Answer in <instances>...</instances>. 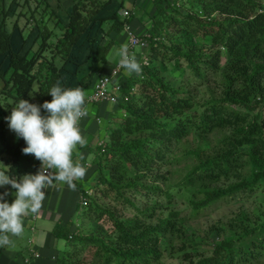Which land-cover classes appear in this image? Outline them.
Instances as JSON below:
<instances>
[{
	"label": "trees",
	"instance_id": "obj_1",
	"mask_svg": "<svg viewBox=\"0 0 264 264\" xmlns=\"http://www.w3.org/2000/svg\"><path fill=\"white\" fill-rule=\"evenodd\" d=\"M69 1L71 11L62 21L51 0H9L8 6L19 10L11 29L22 17L28 31L36 33L21 53L14 49L9 32L10 7L5 9V0H0V164L14 179L34 174L40 161L31 154L30 159L24 157L22 138L6 139L4 118L11 107L19 99L37 105L49 101L47 91L57 81L67 88L70 83L60 77L66 63L75 62L78 75L83 64H94L114 46V41L102 46L89 42L95 48L82 62L83 56L72 51L80 38L92 29L94 36L108 19L117 32L126 23L116 13L101 14L117 0ZM152 3L157 17L149 18V37L142 35L148 65L140 63L139 53L135 60L141 73L121 74L118 79L112 113L119 114L109 116L103 150L100 139L89 150L96 162L90 176L95 174L96 181L87 189L76 183L80 196L76 209L84 208L85 223L55 225L52 235L69 244L55 264H264V199L258 200L261 206L254 207L255 202L252 210H241L227 223L218 221L196 233L185 221L186 216L196 219L206 209L254 189L264 194V0ZM141 14L136 19L133 11L126 21L146 20V10ZM191 40L199 46H189ZM122 44L124 38L116 43ZM172 60L182 76L174 85L159 70ZM107 73L100 65L93 66L78 85L87 89L93 77ZM202 86L207 99L198 95ZM180 161L186 162L183 175L171 185L162 167ZM101 185L107 189L92 193ZM5 189L11 203L15 190L5 185L0 192ZM174 190L189 193V198L178 203ZM111 192L112 201L104 204ZM142 200L145 203L139 206ZM112 203L129 207L133 216L120 217ZM2 250L0 246V257ZM25 260L29 262L23 258L21 263Z\"/></svg>",
	"mask_w": 264,
	"mask_h": 264
},
{
	"label": "clouds",
	"instance_id": "obj_2",
	"mask_svg": "<svg viewBox=\"0 0 264 264\" xmlns=\"http://www.w3.org/2000/svg\"><path fill=\"white\" fill-rule=\"evenodd\" d=\"M126 11L127 17H121V21L126 23L120 31L125 41L124 28L126 25L129 27L131 25L126 18L132 15V12ZM135 18L138 19L136 16ZM124 45H121L118 50L119 57L106 75L115 67L118 60L119 66L123 69L118 79L121 74L141 73V64L139 65L135 60L138 50L135 51L134 56H130L127 46ZM96 80L98 79L94 82ZM32 93L34 92L29 94ZM47 94L50 95L51 100L40 105L19 99L15 102V106L11 107L10 114L4 118L9 130L14 132L17 138H22L25 146L22 147L21 152L31 154L39 160L40 169L35 174H24L14 179L9 174V168L0 164V188L9 185L15 190L12 193L14 198L11 203L5 199L9 195L8 190L0 192V246L9 243V236H19L23 232L22 218L38 212L45 198L46 186L55 181L66 184L69 189L74 190L76 187L74 181L82 179L86 172L85 165L83 167L74 162L72 157L76 146L83 143L79 121L87 115L85 99L89 94L84 95L78 87H63L59 81L48 89ZM41 109L44 115L41 114ZM100 143L103 150V141L98 145ZM52 169H55V173L50 175L49 170Z\"/></svg>",
	"mask_w": 264,
	"mask_h": 264
},
{
	"label": "rangeland",
	"instance_id": "obj_3",
	"mask_svg": "<svg viewBox=\"0 0 264 264\" xmlns=\"http://www.w3.org/2000/svg\"><path fill=\"white\" fill-rule=\"evenodd\" d=\"M5 2H6L5 9H7V7H10V12L8 13V15L10 17V21H8V27H9V32H11V34H12V44H13L15 50H19V51H21V53H24L25 51H27L28 45H30L31 42L33 41V39H35L34 34H36V33L33 34L32 31L31 32L28 31V25H26L27 23L25 22V19L22 17L19 18L18 26L13 27L11 29V27H12L11 23L13 22L11 20L16 17L15 15L17 14V12L19 10L16 9L14 5L8 6L9 0H5ZM117 3L119 4V9H121V10H122V8L132 9L134 7V12H135L137 18L141 14V9L146 10V13L148 14L146 20H143V22H142V19H139L137 25H135V26L130 25V27L133 30V32L138 34V36H140V37H142L143 34L147 35V30L149 29V26L151 23L150 19L153 20L152 16H154L155 18L157 17L155 8H154L153 3H152V0H148V2H143L142 0H140L136 4H133L131 2L128 3V0H117ZM30 5H31V7H33L35 5V1H31ZM27 9L28 8H25V11ZM106 23L107 22H105L103 24V26H101V30L104 33L103 37L106 40H112V41L116 40L117 41L116 43L121 42L122 37H123L122 34L120 32H117L114 29V27L110 28V25H105ZM20 32H21V35H20ZM86 33H87V31H86ZM105 35H107L108 37L106 38ZM168 38H170L169 32L166 33L165 42H163L166 45H169ZM124 41H125V39H124ZM101 42H103V41H101ZM104 44L105 43H103V45ZM199 44L200 43H195L193 40L189 41V46L190 45H198L199 46ZM37 45H38V42H36L34 44V47H31V51L36 50ZM120 46L114 45L108 51V53L104 54L105 57H100V58L98 57L99 60L97 61V63L100 64L101 67L103 66V63H107V59L110 60V63H114L118 58V50L120 49ZM149 49L150 48L148 47V50ZM139 53H141L140 50H138V55H140ZM100 56H102V55H100ZM159 58H160V56H159ZM1 60H3V58H0V61ZM159 61H160V59L157 60L158 63H159ZM181 63L183 64V67H187V65H185L184 61L181 60ZM4 64H5V66L7 65V59L6 58L4 60ZM163 65L162 66L160 65L159 70L168 76L171 84L174 85L175 83L182 81V76H180V72L175 70L173 67V60L169 61ZM109 66L110 65L107 64L108 68H109ZM107 70H106V72H107ZM192 82L193 81L190 80L189 84L193 85ZM203 91H204V89L202 86L201 88H199L198 95L199 96L202 95L204 97V99H207V95L205 93L202 94ZM98 106H99V104L87 105V110H88L89 114L85 118H83L79 124L81 136L85 132H87L91 135V137L88 141V145L92 148L95 145V143H97L98 139H100L102 141L103 138L105 137V128L107 126L109 116L111 114L118 116V114H119V113H112L113 105L108 104L107 107L104 109V111L99 112L98 117L100 118V123L97 124V128H96L94 116L96 115L98 110L101 108ZM109 109H110V111H109ZM90 128H92L94 133H92V134L90 133ZM11 132L12 131L9 130V128L7 126L4 128V134H5L6 139H10V138L13 139V134H15V133L14 132L11 133ZM27 155H29V159L32 158V156H30V154H26L24 157H26ZM86 156L88 157V160L94 159V153L92 151H89L86 154ZM94 164H96L95 160H93V162H91L90 166L92 167ZM183 164H186V162L180 161L179 164L174 166V167H169V166L162 167L161 173L168 177L171 185L174 184L175 182H177L178 180H180V178L182 177L183 172H184V170L182 169ZM39 169H40V162L38 163L34 174ZM179 171L181 173H179ZM95 177L96 176L94 174L93 179H92V177H90V180L87 182L91 187L94 184L93 182L96 181ZM79 182H80V184L85 185V181L82 180ZM161 186L163 187L164 185L161 184ZM105 189H107V187L104 185H101L98 188L93 189L92 193H94V194L97 192L100 193V190H105ZM179 191L180 190H174L172 192L173 195L178 197V199H177L178 203H181V202H183L189 198V195H190L189 193L187 194L186 192H181L180 194H178ZM99 193L97 194V196L100 195ZM109 195H110V198L104 200L103 201L104 204L109 205V200L112 201L111 197H113L114 193L111 192V193H109ZM136 199H139V198L136 197ZM156 199L158 200V196L154 195V200H156ZM259 199L260 200L264 199V194L261 193L260 188L254 189V191L251 194H247L245 196L237 197L235 199L226 200V202L222 205L212 206V207L206 209L205 212L202 215L198 216L196 219H189L186 216L185 221H186V224L188 225L189 231L195 232L197 229L198 230H205V229H207L208 226L216 224L218 221H221L223 223H227L230 218L234 217L241 210H243V211L252 210L253 203H255V202H257V203L254 207L261 206L260 203L258 202ZM144 203L145 202L143 200L141 202H137V204L139 206H142ZM110 207L114 208L116 211V214L119 213L120 217H122V218L123 217L124 218H130L133 216L131 209L125 205L122 206L118 203H112L110 205ZM122 208H126V209L124 210ZM181 209H183V208H181ZM83 212H84V208H81L78 210V217L79 218L77 217V219L74 223H76L78 225L80 224L81 221L83 223H85L84 219H83V216H84ZM32 222H35V221H32ZM153 223L156 224V222H153ZM34 228H35V231L39 230V223L38 222L34 223L33 229ZM31 234H32L31 231L26 229V234L22 233L19 236H9V243L7 245L3 246V250H5V251L15 250L16 252L19 251V253H18L19 258H17L16 260H7V259L4 260V259L0 258V264H16V262L18 264L20 257H23V255H25L24 249L27 246L28 238H31ZM226 236H228L229 238L232 237L230 232H227ZM57 248L59 251L57 252L56 255L58 256L61 254V252L64 251V253H65L66 250L69 249V244L65 240H63V241L60 240L57 244ZM203 249L210 250V247H204ZM175 256L178 258L180 257L179 255H175ZM9 257H11V255H9ZM80 257L83 258V255H80ZM20 263H21V261H20Z\"/></svg>",
	"mask_w": 264,
	"mask_h": 264
},
{
	"label": "crops",
	"instance_id": "obj_4",
	"mask_svg": "<svg viewBox=\"0 0 264 264\" xmlns=\"http://www.w3.org/2000/svg\"><path fill=\"white\" fill-rule=\"evenodd\" d=\"M139 1L140 0H128V3L131 2L133 4H136ZM142 1L147 2V0H142ZM54 4L57 5L56 13H58V15L62 21H66L67 16H68L69 12L71 11L72 3L69 0H51V5L54 6ZM123 10H128V11L132 12V14H133L134 7L132 9L122 8V10H121V9H119V4L116 1H114V3H111L108 6V8L105 9V11L101 14L104 15L107 13V11H109L107 14L116 13L118 15V18L121 20L122 18L119 14ZM106 15H104V16H106ZM140 15H142V14H140ZM108 21H110V19L107 20V25H110L108 23ZM137 23H138V20L132 22L131 25L134 24L133 26H135V25H137ZM93 32H94V29L90 30L89 35L92 34V36H93ZM103 34L104 33L102 32L101 27H99V29H97L95 35L93 37L92 36L90 37L92 40H90V41L88 40L87 37L89 35L88 36L85 35V36L81 37L80 40L76 43V48L75 49L73 48L72 51H75V52L78 51V53L81 54V57L83 56L82 62H86L85 60H86V58L88 59L90 50L91 49L93 50L95 48L94 43L89 44V42H95L96 45H99V46H102L103 43H107V42L112 43V42H110L112 40H106L105 38H104L103 42H101L100 38L103 36ZM105 37L107 38L108 36L105 35ZM115 42H117V41L116 40L114 41V45H116ZM120 48H121V46H120ZM92 50H91V52H92ZM118 57H119V55H118ZM90 63L91 62L83 64V66L80 67V73H78V75L76 73L75 62L65 64V66L61 72L60 77L63 78L64 82L70 83L67 88L78 87L83 91L84 95L88 94L89 91H91L93 82L96 79V77H93V79L91 81L92 83L90 84V86L87 89H82L80 87V85H78L80 78L85 76L93 68V66L96 69V67H98L100 65L97 62H95L94 64H90ZM114 63H110V60L107 59V63H105L102 66L104 68V71H106L107 69H108L107 71H109V68H111ZM107 64L110 65L109 68L107 67ZM81 70H82V72H84L82 75H81ZM107 105H108L107 103H104V104H99V106H98L101 108L98 110V112L94 116L96 128H97L96 119L99 118L98 117L99 112L104 111V109L107 107ZM109 111H110V109H109ZM11 133H13V132H11ZM90 133L91 134L94 133L92 128H90ZM90 137H91V135L87 132H85L82 135L83 143L76 146V148L73 152V157H72L74 162H76V163L82 162L85 165L86 172H85L84 177L82 179L74 181L75 185H76V183L80 184L79 181H82V180L85 181V185L82 184L84 189H87L89 187V184L87 183L89 180L88 177L90 176V173H92V170H93V168H91L90 164H91V162H93L94 159L88 160V157L86 156V154L90 150V146L88 145V141H89ZM13 139L15 141H17L19 138H16L15 134H13ZM49 171L51 172V174L55 173V169H52ZM44 192H45V198L41 202V207L38 210V212L35 214L30 213L29 215L22 218V223H23V232L22 233L26 234V229H27V230H30L32 234H31V238H28L27 246L24 249L25 255H23V257H20L18 264H21L20 261L23 258L29 259V262L27 264H55V259L58 258L59 256H61L62 252L60 255H58V256L56 255L57 252L59 251L57 248V244L60 240L56 239L52 235L53 228L55 227L56 224L63 225L65 223L67 224L70 222L72 223L71 227L78 225L74 222L76 221V219L78 217V210L81 209L82 207H78V210L76 209L77 202H78L79 197H80L79 193L76 190V187L74 190L69 189L66 184H61L59 182L54 181L51 185L45 187ZM32 221H35V222H32ZM36 222L39 223V230L38 231H35V228L33 229L34 223H36ZM1 253H2V255L0 258H2L4 260L5 259L16 260L17 258H19V254H18L19 251L16 252L15 250H11V251L2 250ZM9 255H11L12 258L9 257ZM35 255H37V256L35 257ZM16 264H17V262H16Z\"/></svg>",
	"mask_w": 264,
	"mask_h": 264
},
{
	"label": "built area",
	"instance_id": "obj_5",
	"mask_svg": "<svg viewBox=\"0 0 264 264\" xmlns=\"http://www.w3.org/2000/svg\"><path fill=\"white\" fill-rule=\"evenodd\" d=\"M181 1V0H177ZM121 17L125 18L128 15V12L122 11ZM124 34L126 38V44L124 46H127L128 54L130 56H134L135 51L138 49L141 51V64L142 65H148V58L145 57L144 51L147 49V42L145 37H140L138 34L134 33L133 30L129 26H125L124 28ZM123 69L119 66V60L116 63L115 67L110 71L108 75L102 76L98 80L94 82L92 92L87 96L85 100V106L87 108V105L89 104H114L115 97L119 92V86L117 84V80L119 77V73ZM107 79V80H105ZM87 110V115H88ZM86 115V116H87ZM85 116V117H86ZM83 117V118H85ZM81 118V120L83 119ZM80 120V121H81ZM79 121V123H80ZM96 123H100V118L96 119ZM100 143L99 145H101ZM49 174L51 175V172L49 171ZM83 205H85L84 202H82ZM37 255H35L36 257ZM27 260H25L22 264H27Z\"/></svg>",
	"mask_w": 264,
	"mask_h": 264
}]
</instances>
